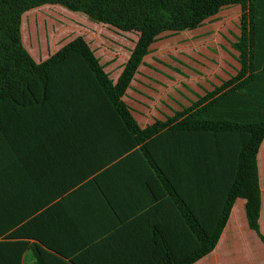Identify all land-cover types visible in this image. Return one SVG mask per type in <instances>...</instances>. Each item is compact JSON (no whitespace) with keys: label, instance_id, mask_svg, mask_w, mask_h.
<instances>
[{"label":"crops","instance_id":"obj_1","mask_svg":"<svg viewBox=\"0 0 264 264\" xmlns=\"http://www.w3.org/2000/svg\"><path fill=\"white\" fill-rule=\"evenodd\" d=\"M35 8L21 15V38ZM61 8L72 16H65L66 42L81 35L115 83L138 32ZM239 14L238 4L223 6L193 29L157 35L121 96L138 127L174 117L236 73L232 44L239 31L229 37L218 28L231 22L239 30ZM62 39L43 53L22 43L39 62L65 44ZM64 72L48 81L45 97L0 111V264L181 260L200 242L197 223L216 210L215 167L197 160L195 145L167 128L139 143L90 79ZM151 140L155 161L143 148ZM256 158L264 236V137ZM244 206V198H235L213 249L190 264H264V243L248 226Z\"/></svg>","mask_w":264,"mask_h":264},{"label":"trees","instance_id":"obj_2","mask_svg":"<svg viewBox=\"0 0 264 264\" xmlns=\"http://www.w3.org/2000/svg\"><path fill=\"white\" fill-rule=\"evenodd\" d=\"M43 4H59L120 30L138 32L115 83L81 35L44 60L31 57L22 43L21 15ZM233 4L240 6L239 34L232 44L239 63L236 73L174 117L138 127L121 96L153 40L164 31L193 29L221 7ZM64 71L90 79L139 143L167 128L195 145L192 152L197 160L216 169L217 207L206 223H197L200 242L181 260L158 264H190L211 251L237 197L245 199L247 224L264 243L258 224L261 196L256 158L264 137V0H0V111L4 105L31 104L40 94L45 97L48 81L69 74ZM151 143L147 141L143 148L155 161ZM159 170L160 178L176 192L168 173Z\"/></svg>","mask_w":264,"mask_h":264},{"label":"rangeland","instance_id":"obj_3","mask_svg":"<svg viewBox=\"0 0 264 264\" xmlns=\"http://www.w3.org/2000/svg\"><path fill=\"white\" fill-rule=\"evenodd\" d=\"M60 6L49 4L37 7L33 10L35 14L33 18L29 14L27 19H24L22 38L28 50L43 53L46 49L50 50L53 47L54 40L58 37H63L62 41H59L60 44L67 41L68 38L65 35L69 31L70 25L67 26L66 17L70 18L72 16L64 13V10H61L63 6ZM63 9L70 13L73 12L65 7ZM215 23L220 24V22ZM219 29L227 33L229 37H231L230 31L232 35L237 34L239 31L235 23L231 22H225L223 25L221 23ZM225 43L229 46L227 41ZM226 48L232 53L231 48Z\"/></svg>","mask_w":264,"mask_h":264}]
</instances>
